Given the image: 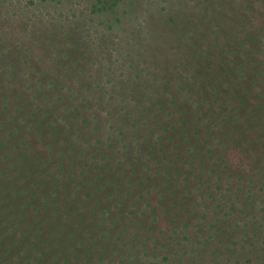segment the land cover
<instances>
[{
    "label": "trees",
    "instance_id": "obj_1",
    "mask_svg": "<svg viewBox=\"0 0 264 264\" xmlns=\"http://www.w3.org/2000/svg\"><path fill=\"white\" fill-rule=\"evenodd\" d=\"M205 3L222 44L185 60L187 75L0 70V264H97L116 230L152 232L193 190L213 213L205 237H230L218 236L225 220L264 234V22L233 24L228 4Z\"/></svg>",
    "mask_w": 264,
    "mask_h": 264
},
{
    "label": "rangeland",
    "instance_id": "obj_2",
    "mask_svg": "<svg viewBox=\"0 0 264 264\" xmlns=\"http://www.w3.org/2000/svg\"><path fill=\"white\" fill-rule=\"evenodd\" d=\"M97 1L0 0V70L7 73L8 64L14 63L15 75L43 72L72 79L98 73L145 75L141 69L153 75H187L191 69L185 60L203 62L214 38L221 41L223 25L217 21L222 19L210 20L212 8L205 0H122L115 9L101 12ZM213 2L229 5L233 24L250 21L259 28L264 22V0ZM215 8L213 12L222 13ZM161 39L164 44H158ZM145 159L163 172L151 156ZM199 192L192 191L185 211L169 206L165 214L161 209L152 232L133 237V228L116 230L97 264H159L164 257L173 264H264V234L230 230L225 220L218 236L228 234L227 229L230 237H205L200 221L203 214L210 218L213 213Z\"/></svg>",
    "mask_w": 264,
    "mask_h": 264
}]
</instances>
